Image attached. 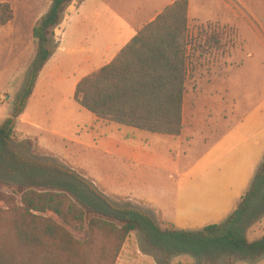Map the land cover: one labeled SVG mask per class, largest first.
Wrapping results in <instances>:
<instances>
[{
    "label": "trees",
    "instance_id": "obj_1",
    "mask_svg": "<svg viewBox=\"0 0 264 264\" xmlns=\"http://www.w3.org/2000/svg\"><path fill=\"white\" fill-rule=\"evenodd\" d=\"M75 1L50 0L32 31L37 49L27 81L11 116L0 126V202L6 204L11 227L8 236H0V264H115L134 232L162 253L166 264L182 255L197 264L264 259V236L248 239L250 229L264 218V161L225 221L185 231L164 227L144 209L119 206L65 161L31 140L19 141L18 120L58 49L55 31ZM188 13L189 0L168 6L109 65L77 85L74 101L98 121L180 137L192 71ZM13 19L11 6L0 5V26Z\"/></svg>",
    "mask_w": 264,
    "mask_h": 264
},
{
    "label": "crops",
    "instance_id": "obj_2",
    "mask_svg": "<svg viewBox=\"0 0 264 264\" xmlns=\"http://www.w3.org/2000/svg\"><path fill=\"white\" fill-rule=\"evenodd\" d=\"M16 2L30 7V0ZM2 4L10 5L8 1ZM71 18L64 17L55 31L57 35L61 30L58 49L41 71L18 120V135L34 139L43 151L83 167L107 194L147 204L176 229L197 231L225 221L264 161V85L255 91L254 102L243 116L223 119L227 129L199 155L172 150L171 139L182 135L173 138L124 128L98 121L94 115L70 134L67 128L75 125L76 117L70 113L60 116V109L65 110L67 100L74 99L84 78L109 65L141 30L136 29L138 18H120L118 26L114 20H105L112 22L113 28L103 29L92 38L90 54L67 60L58 58L57 53H68L65 25ZM81 68L85 73L75 79V72ZM54 100L62 107L55 109ZM9 117L2 118L0 126Z\"/></svg>",
    "mask_w": 264,
    "mask_h": 264
},
{
    "label": "rangeland",
    "instance_id": "obj_3",
    "mask_svg": "<svg viewBox=\"0 0 264 264\" xmlns=\"http://www.w3.org/2000/svg\"><path fill=\"white\" fill-rule=\"evenodd\" d=\"M7 1L13 10L14 24L0 26V101L5 103L0 105V120L11 116L14 102L25 86L37 49L32 31L50 7V0H30L29 8L16 0H0V5ZM84 1L86 2L82 5ZM173 1L175 0H77L71 13L68 11L65 15V19L72 16L68 25H65L64 46L68 53H57V57H65L67 60L83 59L84 53L87 56L93 49L92 38L100 35L103 29L107 31L113 28L110 27L113 23L105 20L117 23L120 18L126 20L134 17L138 18L136 29H142ZM81 5L83 7L79 9ZM189 32L192 72L186 88L184 130L180 139H171V142L173 151L182 149L183 154L195 152L199 155L227 129V121L223 119L243 116L254 102L255 91L264 85V0H189ZM60 33L61 30L55 35L57 45L61 40ZM83 73V68L77 70L75 79L82 77ZM227 79L231 81L225 82ZM233 84L236 86L234 89ZM53 105L55 109L62 107L56 100ZM64 106L67 108L60 109V116L62 113H70L76 117L75 125L67 128L70 134L75 128L85 124L87 117H93L72 98ZM18 139L20 142L25 141L20 135ZM31 141L37 145L34 139ZM37 151L41 154V150L37 148ZM55 157L62 160L57 155ZM65 162L73 171L94 183L102 193L114 199L119 206L144 209L159 224L164 227L169 225L147 204L107 194L83 167ZM2 190L4 193L10 192L8 189ZM0 210V236H8L11 227L5 203L0 202ZM46 216L59 221L53 214ZM76 236L86 238L85 235ZM262 236L264 218L250 229L248 239L252 242ZM115 264L166 263L162 253L152 250L145 243L142 234L134 232L125 242ZM169 264H197V261L191 256L182 255L172 258ZM214 264L227 262L220 260ZM235 264H264V259L256 263Z\"/></svg>",
    "mask_w": 264,
    "mask_h": 264
}]
</instances>
